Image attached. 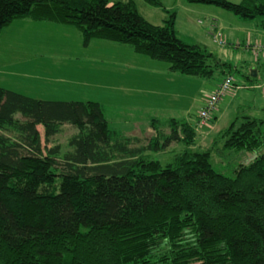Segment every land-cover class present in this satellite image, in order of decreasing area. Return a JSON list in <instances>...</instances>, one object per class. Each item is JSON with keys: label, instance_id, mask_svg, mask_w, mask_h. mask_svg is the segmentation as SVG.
Wrapping results in <instances>:
<instances>
[{"label": "trees", "instance_id": "obj_1", "mask_svg": "<svg viewBox=\"0 0 264 264\" xmlns=\"http://www.w3.org/2000/svg\"><path fill=\"white\" fill-rule=\"evenodd\" d=\"M143 1L168 12L163 26L148 23L133 0H0V34L19 19L68 25L84 47L124 45L173 74L242 73L179 40L175 13L160 0ZM185 1L264 19V0ZM243 77L257 83L250 71ZM154 121L155 136L141 145L110 129L101 104L36 100L0 87V264H264V155L245 158L262 148L264 121H234L205 149L198 118ZM65 126L77 134L63 152L48 144ZM219 138L220 155L239 160L230 176L211 163ZM172 145L170 163L151 160Z\"/></svg>", "mask_w": 264, "mask_h": 264}, {"label": "rangeland", "instance_id": "obj_2", "mask_svg": "<svg viewBox=\"0 0 264 264\" xmlns=\"http://www.w3.org/2000/svg\"><path fill=\"white\" fill-rule=\"evenodd\" d=\"M226 1L238 4L242 0ZM133 2L138 13L153 26H163L165 20L169 18L168 12H163L161 8L148 5L143 0H133ZM160 2L167 11L175 13L174 29L178 39L183 43L190 46L205 47L209 53L215 55L217 60L222 63L244 68L246 64H251V58L244 51V46L247 42L254 43L257 38L256 35L259 37L264 35V27L260 26V23L264 20L263 18L255 20L239 19L223 9L214 6L189 4L185 0H160ZM213 19L217 20V28L224 36V46L213 43L211 36L208 34L211 26H214ZM61 26L60 29L44 26L36 28L34 26L27 30L28 33L22 32L24 29L17 27L16 23H11L8 28H4L0 35V87L36 100L99 103L105 107V115L110 129L118 135L119 133L124 135L125 131L132 132V129L136 127L135 121H138L137 125L141 130L152 131L148 116L142 110L148 106L155 113L153 115H159L158 119L161 120L160 116H163L164 113L160 111L165 108L162 105L164 103L163 98L158 102V100H153L152 97L146 98L147 96L145 97L143 94L123 91V87L116 84V82L118 72L125 71V69L117 66L115 62L109 63L107 60L102 59L104 58L102 55V57L93 58V63L86 68L84 66L85 61L80 63L79 60L75 63L72 56L77 55L79 51H83L77 43L80 36L74 27ZM37 29H41L46 36L45 39H39ZM56 42L58 45H56ZM51 45L55 47V50L48 48ZM94 48L95 46L92 47V49ZM50 52H55L56 55H58L57 52L64 53L67 60L59 64L58 60H54L55 54ZM95 53V51L92 52V54ZM140 56L148 61L145 66L133 67L137 71L136 76L141 83L146 78L142 68L151 66L149 62L157 64L161 69L163 67L168 68L166 63H159L150 60L146 56ZM243 73L244 71L240 74L233 73L235 86L220 100V104H218L220 113L217 115V120L213 119L210 126L206 125L203 128L205 133L211 134L210 137L206 139L201 134L198 135L199 142L202 138H205L202 139L205 141L198 145L201 149L213 148L215 140L218 138L216 136L225 131L232 122L237 121V124H239L243 117L264 121V94L258 89V84L264 81V70L259 75L258 84H253L254 87L245 80ZM223 76L222 73L216 72L212 79H201L171 73L162 77L156 76L155 80L157 82L155 83L159 84L160 91L165 96L175 95V97H178L179 101L175 104V111H177L175 118H181V113L191 106L189 111L190 121H187L189 123L193 121V124H195L196 120H193V118L195 113L200 111V98L210 94L214 85ZM153 79L149 80L151 84ZM231 94L232 97H230ZM132 107H135L137 111L128 109ZM178 114L180 115L177 116ZM183 119L188 118L183 116ZM215 121L216 123H214ZM62 128L61 133L50 139L48 145H59L62 151L65 152L68 151V140L77 134V131L70 126ZM39 129L42 133V128ZM159 129L163 133L168 130L165 124H160ZM138 136L142 141L140 144L145 145L148 136L144 132L138 133ZM223 142L224 140L219 138V143L215 145L213 150L214 156L211 158V163L216 171L230 176L237 167L239 160L235 156L228 155L230 152L226 156L220 155L225 152ZM174 148L175 146L172 145L164 153L151 154L150 158L165 166L172 161L175 155ZM259 155H264V144L256 152L246 154L245 158L252 160ZM241 160L243 161L244 158Z\"/></svg>", "mask_w": 264, "mask_h": 264}, {"label": "crops", "instance_id": "obj_3", "mask_svg": "<svg viewBox=\"0 0 264 264\" xmlns=\"http://www.w3.org/2000/svg\"><path fill=\"white\" fill-rule=\"evenodd\" d=\"M213 22H214V24H213L214 26H211L212 30L213 29L219 30V28H217V24H216L217 20L213 19ZM13 23H16L17 27L23 28L24 30H22V32H27V33H28L27 30H30L34 26L36 28L44 26V27H50L53 29H60L62 27L61 25H56V24L34 22L30 19H19V20L14 21ZM260 26L264 27V20H262V22L260 23ZM37 30L39 32V35H37L39 37V39L40 40L45 39L46 36L42 33L41 29H37ZM211 33H212V31L210 30V32L208 34L211 36ZM78 34H79V32H78ZM79 36H80V34H79ZM256 36H257L256 40L259 39V40H261L260 42L264 44V35H262L261 37H259L258 35H256ZM49 39H53V38H49ZM77 43H78V47H81L83 49V51L82 52L79 51V53L77 55L72 56V60H75V63L79 62V60H80V63L85 61L84 66L86 68L88 65H91L93 63V58H99L102 55V56H104V58H102V59L107 60L109 63L115 62L117 64V66L125 69V71L123 70L121 72H118V80L116 82V84H119L120 86L123 87V91L125 90L126 92H136L138 94H143L145 97L147 96L146 98L152 97L153 100H158V102H160L161 101L160 99L163 98L162 100L164 101V103L162 105H164L165 108L160 111V112L164 113L163 116H160L161 120L158 119L159 115H153L155 113H153L148 106H146L142 110V111H144L145 115L148 116L147 118H148L149 122L151 123L150 127L155 124L154 120H159L160 122L165 123L170 119H176L175 115H176L177 111H175L176 110L175 104H177V102L179 101L178 97H175V95L165 96L163 94V92L160 91L159 84L155 83V82H157V80H155L156 76L159 75L162 77L163 75L171 74V73H169L168 68H164L162 66L163 68L161 69L159 66H157V64H154L153 62H149L151 64V66L146 67V68H142V71H143V73H145L146 78H145V81L143 83H141L139 81L138 77L136 76L137 71L135 69H133V67L134 66H138V67L145 66L148 61L144 60V58L142 56L136 55L135 53H133V51L129 47L124 46V45L111 44V43H107V42H103V41H92L89 43L88 46L84 47L81 45L82 44L81 36L79 37ZM56 45H58V43ZM94 46H95V48L92 49V47H94ZM49 47L52 48V50H55V47L53 45L48 46V48ZM94 51L96 53L92 54V52H94ZM244 51L248 54V52L245 50V48H244ZM11 52H13V51H11ZM50 53L55 54V52H50ZM57 54L58 55L55 54L54 60H58L59 64H61L62 62L67 60L66 59L67 56L65 57L64 53L57 52ZM69 58H70V56H69ZM250 63H251L250 65L246 64L245 68L244 67H240V68H242V72L244 71V73H245V71H247V72L250 71V74H251V72H255L256 78H257L256 82H257L259 75L264 70V58L261 59L257 64L254 63L253 60L251 59ZM236 67H238V66H236ZM162 70H163V72H162ZM151 78H154L153 80H151L152 84L149 81ZM252 78H254V77H252ZM220 81L216 85H214V88L212 89V91L217 87V85L220 83ZM261 83H264V81H262ZM250 85H252V84H250ZM258 85H260V84H258ZM230 97H232V94ZM204 101H205V96L200 98L201 107L199 110L202 109V107L204 105ZM128 109L134 110L135 107L128 108ZM190 110H191V106L189 107L188 110L183 111L181 113L182 117L181 118L179 117V119H176V121H178V122H189L190 121L189 120V117H190L189 111ZM219 113H220V109L217 108L214 119L217 120V115ZM179 115L180 114H178L177 116H179ZM183 116H185V118H188V119H183ZM196 118H197V113H195V117L193 118V120H196ZM187 120H189V121H187ZM135 122H136V127H134L132 129L133 130L132 132H134V133L125 131L124 136L140 139L138 136V133L141 134L143 132L146 134V136H148L147 138L155 136V132H154L152 127H151L152 131L151 130L143 131L137 125L138 121H135ZM214 123H216V121ZM191 124L194 125L193 121ZM155 126H156V124H155ZM168 132L169 131L167 130L165 132V134H167ZM198 132H201L198 135L201 134L202 137H205L206 139L209 138L211 135L210 133H205V131H203V130L198 131ZM198 137H197V142L199 145V143L205 141V140H202L205 138H202L199 142Z\"/></svg>", "mask_w": 264, "mask_h": 264}, {"label": "built area", "instance_id": "obj_4", "mask_svg": "<svg viewBox=\"0 0 264 264\" xmlns=\"http://www.w3.org/2000/svg\"><path fill=\"white\" fill-rule=\"evenodd\" d=\"M214 43L218 45H224V41L220 34H216L213 38ZM249 49L253 59L256 61L259 58H264V45L259 42H254L253 44H248ZM233 86V78L226 77L219 84L214 92L205 96V103L203 109L199 112V124L202 126H209V121L211 120L214 112L216 111L219 101L229 93ZM262 90L264 92V84L262 85Z\"/></svg>", "mask_w": 264, "mask_h": 264}, {"label": "water", "instance_id": "obj_5", "mask_svg": "<svg viewBox=\"0 0 264 264\" xmlns=\"http://www.w3.org/2000/svg\"><path fill=\"white\" fill-rule=\"evenodd\" d=\"M251 75H252V77H256L255 72H252Z\"/></svg>", "mask_w": 264, "mask_h": 264}]
</instances>
